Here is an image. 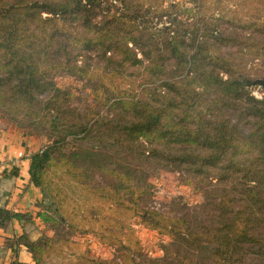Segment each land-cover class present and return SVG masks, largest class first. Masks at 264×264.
Returning a JSON list of instances; mask_svg holds the SVG:
<instances>
[{"label": "trees", "instance_id": "16d2710c", "mask_svg": "<svg viewBox=\"0 0 264 264\" xmlns=\"http://www.w3.org/2000/svg\"><path fill=\"white\" fill-rule=\"evenodd\" d=\"M250 73L264 77V0H0V112L48 140L29 166L41 209L0 210V228L43 230L13 238L33 258L14 264H43L76 233L115 248L89 264H264V96ZM62 74L94 101L73 105ZM146 158L199 178V210L145 208L132 161ZM132 217L176 252L146 257Z\"/></svg>", "mask_w": 264, "mask_h": 264}, {"label": "rangeland", "instance_id": "374dc122", "mask_svg": "<svg viewBox=\"0 0 264 264\" xmlns=\"http://www.w3.org/2000/svg\"><path fill=\"white\" fill-rule=\"evenodd\" d=\"M171 1L173 0H166V4H169ZM177 1L181 2L183 0ZM185 6L193 7V4L186 2ZM248 77L253 79L255 74L250 73ZM256 79H264V77ZM55 80L60 87L68 89L74 94L72 99L73 105L83 107L94 101L91 88L86 81L77 79L69 74H62L56 77ZM250 85L254 96L257 98L264 96L263 86L252 83ZM99 109L101 112L106 113L108 107L99 105ZM10 126L37 137V140L41 143V147L48 142L44 134L37 133L33 129L23 128L7 117L6 114L0 112V128H9ZM132 162L135 165L141 164L142 166H146L141 169L146 174L150 184L149 194L144 199L145 208L158 209L164 212L171 211L174 214L190 209L191 214H193V209L199 210V206L205 203L208 190L204 184H197L199 178L192 180V177L184 171L174 166H166L149 158ZM141 222V217H132L128 221L139 238L146 257L152 259L164 258L167 260V254L176 252V247L173 245V239L170 235H164L148 229ZM29 232L30 236L36 237V235L40 236L43 230L39 226L32 225L29 226ZM115 253L114 247L103 243L96 237L76 233L72 238V243L64 253L45 256L43 264H89L81 256L112 258ZM168 263L174 264V262L169 260ZM250 263H256V260L251 259Z\"/></svg>", "mask_w": 264, "mask_h": 264}, {"label": "crops", "instance_id": "0c3cea01", "mask_svg": "<svg viewBox=\"0 0 264 264\" xmlns=\"http://www.w3.org/2000/svg\"><path fill=\"white\" fill-rule=\"evenodd\" d=\"M40 148L41 143L34 135L12 126L0 128V210L31 212L35 216L41 209L43 194L31 183L29 174L31 155ZM20 153H23L22 157H19ZM39 224L36 219V226ZM23 225L25 222L14 220L7 227L0 228V264L33 262L32 254L24 245L11 246L13 238L24 231L30 233L29 226L32 225ZM38 236L30 237L36 239Z\"/></svg>", "mask_w": 264, "mask_h": 264}, {"label": "water", "instance_id": "95a60500", "mask_svg": "<svg viewBox=\"0 0 264 264\" xmlns=\"http://www.w3.org/2000/svg\"><path fill=\"white\" fill-rule=\"evenodd\" d=\"M248 82L264 87V79L248 80Z\"/></svg>", "mask_w": 264, "mask_h": 264}, {"label": "built area", "instance_id": "2783aa9c", "mask_svg": "<svg viewBox=\"0 0 264 264\" xmlns=\"http://www.w3.org/2000/svg\"><path fill=\"white\" fill-rule=\"evenodd\" d=\"M22 156H23V153H20V154H19V157H22Z\"/></svg>", "mask_w": 264, "mask_h": 264}]
</instances>
